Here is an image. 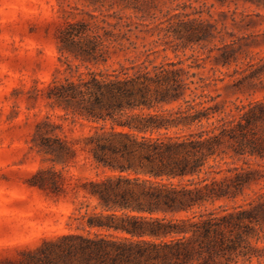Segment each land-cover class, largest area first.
Instances as JSON below:
<instances>
[{
	"label": "rangeland",
	"instance_id": "1",
	"mask_svg": "<svg viewBox=\"0 0 264 264\" xmlns=\"http://www.w3.org/2000/svg\"><path fill=\"white\" fill-rule=\"evenodd\" d=\"M144 68L178 72L189 90L185 99L124 119L179 118L196 88L204 108L221 109L211 122L224 117V198L194 212L225 218L264 204V119L247 133L245 154L237 126L250 108L264 106V0H0V264L44 239L86 234L91 218L108 214L90 182L120 173L97 166L88 139L101 127L111 132L112 122L81 118L76 107L50 98L56 87ZM186 134L172 129L167 136ZM254 144L259 154L250 153ZM225 230L236 239V230ZM239 232L247 245L225 252L224 264H264V220Z\"/></svg>",
	"mask_w": 264,
	"mask_h": 264
},
{
	"label": "trees",
	"instance_id": "2",
	"mask_svg": "<svg viewBox=\"0 0 264 264\" xmlns=\"http://www.w3.org/2000/svg\"><path fill=\"white\" fill-rule=\"evenodd\" d=\"M55 90L50 98L76 107L81 118L112 122L111 132L101 127L102 133L88 139V150L98 167L120 175L90 182L89 193L108 214L91 218L86 234L44 239L36 249L24 250L21 258L3 264H224L225 252L247 245L239 231L247 232L252 224L264 220V204L225 218L215 211L194 212L224 198V170H218L224 162V117L211 122L221 109L204 108V102H197L202 96L196 88L191 91L194 99L185 100L187 109L179 118L147 114L124 119L128 111L156 110L161 104L185 99L189 87L178 72L160 69L152 75L144 68L132 75L127 70L101 78L91 74L89 80ZM263 119V105L241 116L237 125L242 132L241 154L246 153L247 133ZM194 127L199 129L193 131ZM172 129L188 134L168 137ZM59 149L74 152L63 144ZM250 153L259 154V147L254 144ZM130 172L146 178L124 175ZM185 178L193 179L183 185ZM173 180H180L179 185ZM155 213L164 216L153 217ZM180 213L194 214L175 218ZM229 227L238 232L235 240L226 235ZM93 229L97 231L92 233Z\"/></svg>",
	"mask_w": 264,
	"mask_h": 264
}]
</instances>
